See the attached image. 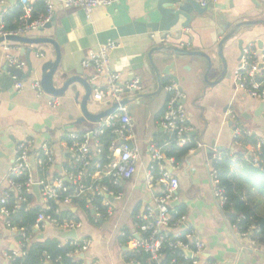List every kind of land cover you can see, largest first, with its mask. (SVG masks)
Listing matches in <instances>:
<instances>
[{
    "label": "crops",
    "instance_id": "1",
    "mask_svg": "<svg viewBox=\"0 0 264 264\" xmlns=\"http://www.w3.org/2000/svg\"><path fill=\"white\" fill-rule=\"evenodd\" d=\"M39 1L41 0H33V7ZM20 8L18 0H4L0 3V14L5 15V20L8 18L10 27L16 25L17 20L11 17ZM37 13L40 14L38 10ZM197 18L196 15L193 16L196 21L193 26L183 27L186 19L180 17L175 26L168 28L173 17L163 15L156 0H124L109 8L102 7L95 10L91 21L78 8L63 9L57 6L53 15L54 28H44L23 36L34 40L50 38L58 41L56 31L64 29L61 63L54 79L57 88L63 87V76L66 79L81 78L93 87V92L95 88L103 87L105 79L94 82L92 79L95 70L84 68L82 63L90 52L97 51L101 44L109 40L121 45L110 55V69L121 75L123 83L139 79L143 86V94L125 96V99H129L126 106L134 123L131 142L138 151V159L133 177L115 187V190L123 193V198H110L111 211L100 219L95 217V201L100 200L103 204L105 198L96 195L89 196L88 210L91 214L79 206L65 209L74 214L67 218H74L82 224L76 230L77 239L91 241V246L82 259L86 264H135L133 259H129V253H133L129 237H139L137 225L142 224L149 209L155 207V197L162 189L156 182L152 188L147 185V176L153 166L149 147H160L167 155L175 144L174 137L160 124L170 97L165 88L172 84L182 89L181 103L186 111L187 125L191 128V145H195V148L182 161H176L174 167L167 165V171L179 180L180 185L176 201L179 204L174 206L176 202L172 203V208H180L182 215L186 217L183 226L172 228L170 233L179 236L191 233L195 241L204 245L198 264H264V248L260 245L254 248L255 241L259 244L258 238L253 239L248 235L249 232L251 235L258 232L257 227L251 226L248 232L239 234L236 226L229 223L221 209V202L215 198L209 170L215 154L232 160L234 165L231 177L236 193L251 207L255 217L264 219V195L261 193L264 187V170L255 166L254 161L251 162L257 156L256 159L260 160L262 155V151L257 153L255 147L260 140H264V104L244 95L237 85V43L231 47V51L225 53L226 69L216 50L211 53L214 65L209 74L208 63L202 57L168 55V59L176 58L180 62L171 71V75H175L179 82L173 81L164 73L168 63L163 64V56L159 53L153 54L157 72L150 61V52L161 47L209 54L208 48L213 44L209 28H231L239 22L260 21L251 29L241 32L236 39L244 40L245 49L261 51L264 46V0H219L209 8L204 21ZM166 35L170 39L163 43L162 39ZM7 46L10 54L25 62L23 71L8 67ZM56 60L57 52L52 44H0V199L9 187L7 176L13 166L19 143L34 141L30 157L33 167L37 152L44 145L51 148L54 166L49 170L48 177L53 179L61 176L68 164L67 135H88L92 142V132L103 123L85 119L81 104L86 89L81 83H75L64 96L59 97L61 106L56 110L48 107L46 95L40 97L31 88V83H41L44 68L50 69ZM10 72L25 83L23 90H16ZM161 85L162 89L159 90ZM151 94L152 97L134 98L136 95ZM110 107L106 103L94 101L93 94L87 105L92 115L102 113ZM230 111L235 114V121L229 116ZM237 124L247 131L246 135L234 137ZM250 139L254 143L246 142ZM199 144L206 149L196 150ZM241 161L251 162L254 168L245 167ZM153 175L157 177V173L153 172ZM36 177L39 178L38 175ZM40 204V198L32 191L28 208L36 209ZM106 211L107 209L105 213ZM68 232L49 224L36 231L30 243L58 240L64 245L73 240L66 236ZM20 241V234L7 228L5 218L0 215V264H11L6 255L19 250ZM147 262L151 264L149 259Z\"/></svg>",
    "mask_w": 264,
    "mask_h": 264
},
{
    "label": "built area",
    "instance_id": "2",
    "mask_svg": "<svg viewBox=\"0 0 264 264\" xmlns=\"http://www.w3.org/2000/svg\"><path fill=\"white\" fill-rule=\"evenodd\" d=\"M4 0H0L2 3ZM23 11L21 16V25L14 31L5 29V15L0 14V38L9 36H25L31 32L44 29L53 18L56 7L63 9L78 8L82 10L86 18L91 21L95 10L99 8H109L116 3L124 0H42L46 7V14L37 19L33 17V0H18ZM179 3L195 2L201 8H208L218 3L219 0H176ZM170 39L166 35L162 42L166 43ZM121 47L120 43L109 40L101 44L97 51L89 53L87 59L82 63L86 69L93 68L95 76L93 81L105 79L106 83L101 88H95L93 92L94 101L106 103L109 106L115 104L118 108L114 115L103 120V123L92 132V142L88 135L79 136L69 133L67 135V150L69 152L68 164L61 176L53 179H40L36 177L38 169L50 170L54 166L53 151L44 145L37 152L36 164L33 167L30 161L31 153L34 150V141L27 140L18 144L16 157L13 166L9 170L7 182L9 187L3 193L0 199V215L5 218L7 228L17 231L22 241L19 250L11 251L6 255L7 259L13 261L18 257L26 255L25 248L31 242V237L26 235L24 228H16L11 224V217L19 211L22 206L28 208L29 200L32 196L33 187L39 186L40 194V213L37 216L33 230L36 232L42 230L46 225H54L63 232L76 231L81 228L80 221L74 218H58L62 215L63 209L74 207L73 199L96 195L105 198L103 204L95 206L94 213L96 219L105 217L111 211L112 205L109 199L121 200L123 193L115 190L124 181H129L136 171V161L138 151L121 144V142L131 141L134 129L133 119L130 116L127 106L121 103L127 94H143V86L139 79L123 83L121 75L110 69V55ZM8 55L7 64L10 69L23 71L26 67L25 62L19 60L10 54V48L7 46ZM12 80L15 82V88L18 91L23 90L25 83L19 76L10 72ZM235 80L241 92L249 98L258 100L264 104V46L261 51L255 49H245L243 58L235 73ZM31 88L41 97L48 98V107L56 110L61 106V100L57 96L47 94L42 84L38 81L31 83ZM170 95L167 105L161 119V126L174 137V143L177 147H186L192 144L189 137L191 128L187 125L186 111L181 103L182 94L177 85L172 84L165 88ZM229 116L236 120L235 114L230 111ZM111 130L115 136L108 147L109 155L104 163V144L100 138L106 131ZM234 137L239 138L246 135L247 131L241 129L237 124L234 128ZM264 140H260L255 149L257 153L262 151ZM205 150L206 147L199 144L196 148ZM152 156L153 166L147 176V185L152 188L154 183H159L162 187L159 194L155 197V207L149 209L145 220L138 224L139 237H129L130 247L136 253H143L148 256L151 264H198V258L203 251L204 245L195 241L191 233L186 234V241L179 240V235L170 233L172 228H181L185 223L186 217L181 216L174 220L171 215L172 203L178 200L179 180L167 171V165L175 166L176 160L168 157L162 148L157 146L149 147ZM119 153V154H117ZM216 153V152H215ZM258 158V156L256 157ZM254 159V165L259 167V160ZM221 155L215 154L212 157V166L209 168L213 184V191L217 201L221 204L227 201L225 190L220 185L217 171L214 163L221 161ZM90 171H93L92 173ZM153 172L157 173L155 178ZM86 176L90 177V183H85ZM21 177H27L24 182H18ZM97 178V179H96ZM103 182V184H102ZM72 188V195L60 200V195L67 193ZM14 198L11 207L10 196ZM57 202L60 206L53 211L52 203ZM105 209H107L105 213ZM156 214V216H155ZM126 236V234H124ZM123 235V236H124ZM244 237V236H243ZM70 246L75 247L76 255L85 254L91 246V241L87 239H73L69 242ZM254 248L259 247L257 241L253 243ZM172 250L173 256L168 260L166 249ZM182 252L178 257L177 252ZM191 253V256L188 255ZM135 264H140L134 260Z\"/></svg>",
    "mask_w": 264,
    "mask_h": 264
},
{
    "label": "trees",
    "instance_id": "3",
    "mask_svg": "<svg viewBox=\"0 0 264 264\" xmlns=\"http://www.w3.org/2000/svg\"><path fill=\"white\" fill-rule=\"evenodd\" d=\"M37 10L40 12V14L37 13ZM45 14L46 7L44 1L41 0L37 2L36 6L34 7L32 20L44 16ZM22 15L23 11L21 7L18 13H16L14 17H11V19L17 20L16 25L10 27L7 22V18V20H5V29L7 31H14L21 25H23V22L20 21ZM114 138L115 136L112 134L111 130L106 131L105 134L100 138L101 143L104 144V163L107 162L106 157L109 155L108 147L114 140ZM246 142L254 143V141L251 139L247 140ZM194 148L195 145H189L180 148L173 144L170 151L167 152V156L170 158H174L177 162H179L182 161L189 154L190 150H193ZM261 153V159L259 160L258 164L260 166L259 169L264 170V147L262 148ZM239 156H242V153H239ZM253 161L254 160L252 159L251 162L253 163ZM251 162L241 161V164H243L245 167L254 168V163L252 164ZM233 165L234 164L232 160H230L228 157H225L223 160L214 163V168L217 171L220 185L225 190V197L227 198V201L225 203H222L221 209L226 215L229 223L233 226H236L239 234L248 232L251 226H256L258 232L252 233L253 235H251L249 232L248 235L253 239L258 238L259 245L264 248V219L255 217L251 207L246 205L241 196L236 193L235 186L233 185L231 177V168ZM90 172L92 173L93 171ZM35 173L39 176L40 179H47L49 176V170L45 168L38 169ZM26 180L27 177H21L20 179H18V182L21 183ZM85 183H90V177L86 176ZM261 191V193H263L264 195V187L261 189ZM72 192V188L70 187L67 193H63L60 195L59 199L62 200L65 197L72 195ZM90 197L87 196L75 198L73 199V204L76 207L79 206L83 210H86L88 214H91V212H89L88 210V207L90 205ZM13 201L14 198L11 195L8 207L12 206ZM95 202L97 206H100V200H97ZM59 207L60 206L57 204V202L52 203L53 211H51V213H53L54 210ZM39 213V208L26 209V206L23 205L22 208L11 217V224L16 228H24L26 230V235L32 238L35 236L33 226ZM182 213L183 212L180 210V208L173 207L171 209V215L174 220L180 218L182 216ZM72 215L74 214L71 211L63 210L62 215H59L58 218H61L62 220L63 218L72 217ZM178 239L186 241V234L181 235ZM25 250L26 255L24 257H18L14 259L13 261H11V264H86V261L80 259L78 255L75 254V247L70 246L69 243L62 245L58 240H38L33 242L32 244L29 243ZM171 252L172 250L170 248H167L165 251L168 260L173 256ZM176 255L180 257L182 255V252L179 251L176 253ZM129 259L137 260L138 262H140V264H149L147 262L148 256L143 253H136L135 251H133V253H129Z\"/></svg>",
    "mask_w": 264,
    "mask_h": 264
},
{
    "label": "water",
    "instance_id": "4",
    "mask_svg": "<svg viewBox=\"0 0 264 264\" xmlns=\"http://www.w3.org/2000/svg\"><path fill=\"white\" fill-rule=\"evenodd\" d=\"M158 3V9L161 11V13L163 15H165L166 17H173V20L171 21V23L169 24L168 28L175 26L178 22L180 17H183L186 19V22L183 24V27H190L193 26L195 24V20H193V16L196 15L199 19H201L202 21H204V17L207 16V14L209 13V8H201L197 3L195 2H187V3H179L176 0H156ZM260 8L261 5L257 4ZM165 6H167L165 8ZM197 18V19H198ZM54 22L55 19H51L50 23H48L45 27V29H52L54 28ZM258 23H260V21H251V22H239L236 23L233 27L231 28H225L223 29L222 27H217V26H212L211 28V37H212V41L213 44L212 46H210L208 49H210V53H204L201 51H187L185 49H179V48H175V47H161L159 49H153L150 52V61L152 66L154 67L155 71L157 72L158 69L157 67H155L154 64V60H153V54H157L159 53V55L163 56V64H167L166 68L164 70V73L167 74L168 76H170V78L175 81V82H179L178 78L175 77V75H171V71L173 69H175V67H177L178 65H180V62L178 60L175 59H168V55H174L173 57H176V55H179L180 57H202L204 59H206L207 63H208V68H207V74L210 73V71L213 68V57L211 55V53L216 50L217 52V56L221 59L222 61V65L223 68L226 69L227 68V64H226V59H225V53L226 51H231L234 44L237 43V51H239V58H238V62L240 63L242 58H243V54H244V40L240 39L237 40L236 38L238 37V35L247 30V29H251L254 25H257ZM64 29H58L56 31V36L58 37V41H55L54 39H50V38H44V39H28V38H24L23 36H9L6 38H0V44L1 43H5V42H18V43H32V44H42V43H46V44H52L55 46L56 48V52H57V60L55 62V64L53 66H51V68H44L43 72L44 75L42 77L41 80V84L42 87L44 89V91L52 96H57V97H62L64 96L68 91L69 88L72 87L75 83H81L85 89H86V95L83 98L81 107H82V113L85 117V119L93 122V123H100L101 121L105 120L106 118L110 117L111 115H114L118 105L115 104L112 107H110L108 110L99 113L97 115H92L89 113L88 109H87V105L91 99V96L93 94V87L90 86L89 84H87L85 81H83L81 78L79 77H68V79H66L65 76L61 77L63 78V87L62 88H57L55 86V76L59 70L60 67V63H61V45L64 43V40L62 39L63 35H64ZM65 36V35H64ZM65 39V37H64ZM67 40V39H66ZM219 40V41H218ZM225 71V70H224ZM161 84V83H160ZM162 89V85L159 87V90ZM182 89H179V91ZM181 92V91H180ZM153 95H136L134 98L140 99V98H144V97H152ZM129 102V99L126 98L123 100V102L121 103L122 106L127 105V103ZM121 144H124L126 146H128L130 149L133 148V144L131 141H125V142H121ZM33 191L36 195V197L39 199L40 198V194H39V186L35 185L33 187ZM179 203L176 202L173 205L176 206ZM73 207L68 208L72 209ZM66 236L71 237L73 239H77V232L76 231H72V232H68L66 234ZM189 256H191V253L188 252ZM80 258L84 259L85 255L84 254H80Z\"/></svg>",
    "mask_w": 264,
    "mask_h": 264
}]
</instances>
